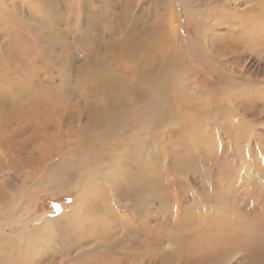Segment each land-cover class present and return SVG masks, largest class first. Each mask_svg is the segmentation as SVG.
<instances>
[{
  "label": "rangeland",
  "instance_id": "374dc122",
  "mask_svg": "<svg viewBox=\"0 0 264 264\" xmlns=\"http://www.w3.org/2000/svg\"><path fill=\"white\" fill-rule=\"evenodd\" d=\"M87 1L57 0L58 9L0 0V255L23 264H264V2L169 0L177 61L150 92L147 80L133 89L143 59L117 57L123 0ZM129 1L145 15L162 0ZM150 176L145 237L140 195ZM77 189L91 210L97 201L113 213L101 208L69 226ZM39 227L47 239L24 243Z\"/></svg>",
  "mask_w": 264,
  "mask_h": 264
},
{
  "label": "bare ground",
  "instance_id": "6f19581e",
  "mask_svg": "<svg viewBox=\"0 0 264 264\" xmlns=\"http://www.w3.org/2000/svg\"><path fill=\"white\" fill-rule=\"evenodd\" d=\"M36 1L39 3L42 1H45L47 3L51 2V0L50 1L49 0H36ZM105 1H108V0H105ZM257 1H259L260 3L264 2V0H257ZM177 2L184 7L185 5L187 6V4L189 3V0H181V1L177 0ZM56 3H57V0H53L51 2L52 6H56L58 9H60L59 8L60 4H56ZM170 3L171 2H169V0H166V1L162 0L161 2H158L157 4H154L152 6L151 10H149L151 12L148 11L149 13L147 12L145 15H142L141 13H139V15H137V14H134L135 12L131 13V11H130L132 1L123 0V5L122 6L120 5L121 7H119L121 12L118 15L114 14L115 16H119V18L117 19V25L114 27L117 29H120L122 31L121 39L123 41V44L119 45L117 47L114 44V46L117 48V50L121 51V52L117 53V57L126 61V63L129 62V60H133V59L136 60L137 58L143 59L140 62H138L140 69L143 71L141 72V70L139 69V71L137 73V76H136V79H135L134 85H133L134 91L145 80H147L151 83V86L148 88V90L150 92L155 91L161 84L165 83L169 79L168 77H165V73L171 72L173 70V68L175 67L177 58H176V54L174 51L175 45L172 44V40H173V37L175 35V27L177 25L176 20H178V19L175 20V18L169 19L168 17H166L167 13L165 12V10H167V8L169 10H174L173 9L174 7L171 8L172 4H170ZM228 3L232 5V8H235V6L233 7V4L231 2H228ZM81 5L83 8L88 7V9H89V8L94 6V3H93V1L88 0L87 2H81ZM169 10H168V12H169ZM187 12H189V11H187ZM107 13H109V12H107ZM61 17L62 16L57 15L55 18V21L59 22ZM111 21H113V20H111ZM200 24L203 25L202 22H200ZM92 25H93V22H91V26ZM93 28H95V27H93ZM58 33H60V32L58 31ZM88 37H89V35L87 33L82 34V39H85ZM82 39H81V41H82ZM222 46H224L226 48L227 45L226 44L221 45L220 50H221ZM198 48L199 47L197 45H195L194 47H192V50H197ZM126 63H125V65H127ZM147 63H148V65L145 66ZM105 67H106V62L101 61V69L105 70ZM110 68H114V65H111ZM109 83L112 84L111 81H109ZM141 93L143 94L144 92L142 91ZM31 95H33V94H31ZM177 98L181 99V96L178 95ZM142 103H144L146 105L147 112H152L151 108H153V106L150 103H145V102L139 101L135 105L140 106ZM106 105H107V103H103V104H100L99 107L101 110H107ZM142 106H144V105L142 104ZM4 112H6V111H4ZM1 113H2V111H1ZM4 115H6V114H4ZM88 120H92L91 117H88ZM149 120L150 121L155 120V113L150 115ZM144 127H145V129L148 130V124L144 125ZM133 137L134 138L137 137L136 133L133 134ZM144 165L146 167L145 168V174H151L152 159L147 158ZM82 168H86V169H82ZM76 169L78 171H83V172L84 171L86 172L87 169H89V171H90L89 166L76 168ZM80 173H82V172H80ZM149 179H150V182L148 183V187L144 188L145 193L147 194V199L144 200L142 198V196L140 195V192H143V188L138 190L139 192L137 193L138 195H140V198L143 201H145L144 203H146V202L148 203L146 205L145 216L147 219L146 224L148 225L149 231L146 230L145 237L147 235H152V233H153L152 223H151V218L153 216V208H152L153 203H151V201L152 200L154 201V189L152 186V184L154 183V178H152L150 176ZM135 188L137 189V186ZM77 190H76L77 195L75 197V202H74V205L72 206L71 212L68 215H64V218H63L68 222L69 226H77L79 224V222L86 219L85 213H91L92 211L96 212L97 210H99L101 208L106 210V211L109 210L110 212L113 213V210H111L110 208H103V205L98 203L97 201H95L94 203L91 204V208H92V210H91L89 208V205L87 202V195L88 194H86L82 189H77ZM128 196L130 198H134L135 192L132 188H131V191L128 193ZM137 199H139V198H137ZM136 200H134V201H136ZM139 202H141V200ZM140 205H141L140 208L143 209L144 206H143L142 202ZM132 208H133V206H132ZM136 208H137V206H134V208L132 210L133 213H136L135 211L138 210V208L137 209ZM133 213H132V215H133ZM97 217H98V215H97ZM98 219L101 220L103 223H108L107 218H105V217H101V218L98 217ZM59 220H61V219H59ZM137 220L139 221L141 219H137ZM39 229H40V227L38 229H36L35 231H33L31 234L27 235L23 242L24 243L27 242L29 244L31 241H35L36 244H39L42 242L43 239H47L46 237L44 238L43 236L38 234ZM138 231H139V229H138ZM225 239L232 241L228 237H225ZM7 241H9V240H7ZM144 241H146V240H144ZM14 246L17 248V250H19V252L21 250L25 251V246H22L17 241H14ZM54 253H55L56 257H59V256H62V257L68 256L69 257L72 254V252H70V251H68V252H54ZM144 256H147V253H145ZM7 257H8V259H7ZM9 259H11L10 262L8 261ZM21 259L23 262V261L27 260L28 257L25 256V257H22ZM0 264H23V263H21V261L19 259L15 260V257H13L11 255H7V256L0 255Z\"/></svg>",
  "mask_w": 264,
  "mask_h": 264
}]
</instances>
